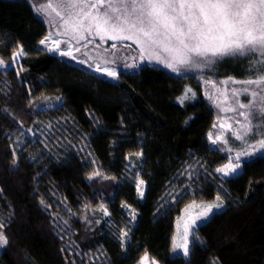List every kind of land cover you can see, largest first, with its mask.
I'll use <instances>...</instances> for the list:
<instances>
[{
    "label": "trees",
    "instance_id": "16d2710c",
    "mask_svg": "<svg viewBox=\"0 0 264 264\" xmlns=\"http://www.w3.org/2000/svg\"><path fill=\"white\" fill-rule=\"evenodd\" d=\"M47 1L0 0V58L11 65L19 46L25 52L18 67H0V220L9 239L0 264H137L145 251L158 264H264V155L244 159L236 175L215 171L245 145H212L215 108L191 77L119 60L111 81L39 48L49 26L33 4ZM213 76L248 78L239 66ZM187 84L196 98L181 104ZM217 194L224 206L196 226L190 257L172 254L182 209ZM101 205L108 227L94 219ZM122 205L136 216L123 247Z\"/></svg>",
    "mask_w": 264,
    "mask_h": 264
},
{
    "label": "snow or ice",
    "instance_id": "6c2138e0",
    "mask_svg": "<svg viewBox=\"0 0 264 264\" xmlns=\"http://www.w3.org/2000/svg\"><path fill=\"white\" fill-rule=\"evenodd\" d=\"M58 7L62 9L63 14L57 11L51 2L33 4V10L38 14L51 16L49 11L51 9L62 21V24H58L55 18L52 19L56 26L62 28V34L68 37L64 43L69 47L68 50L60 52L62 56L71 55L72 41L79 43L86 40L85 33H87L99 36L101 40L107 37L113 41H133L140 47L141 59L147 53L149 58L165 63L166 67L177 73L182 68L209 67L225 57L250 59L249 69L255 74V78L233 81L245 85L240 92L250 96L247 104L238 105L240 109L246 110L238 113L244 119L235 121L237 127L231 124L221 125L222 128L231 129L232 136L242 141L245 147L236 152L234 157H229L228 162L215 171L224 177L236 175L243 167L242 158L257 154L264 155V0H60ZM50 39L51 34L41 39L39 43L45 45ZM53 43L55 48H49L48 51H56L60 48V40H54ZM84 46L86 47L87 44ZM111 47L115 49L117 45L113 43ZM76 50L79 51V48ZM161 51L167 54L166 58L161 57ZM24 55L23 46H19L12 54V62L15 63ZM9 66L11 65L0 58V67ZM125 66L136 67V65ZM96 71L118 79L115 69L101 68L98 64ZM189 92L191 89H187L177 98L179 103L183 104L184 100L189 98ZM240 92L233 89L232 94L236 96ZM228 110L235 111V109ZM253 121L259 122L253 123ZM213 127L216 125L214 124ZM209 139L214 145L221 140L228 143L222 135H217L213 139L212 134L209 133ZM135 155L139 157L142 153ZM12 163L16 164L15 151H13ZM100 175L97 170L89 174L88 179ZM136 180V190L142 198L145 181L140 179L138 174ZM40 202L45 204L43 199ZM223 206L224 199L220 194H217L212 203L198 204L193 200L187 205L185 212L188 215L178 220V224L183 223V228L173 237L172 251L185 258L190 257L191 245L200 240L196 234L197 222L210 219L215 210ZM100 208L105 215L109 214L103 205ZM190 209H199V211L193 215ZM135 218L133 210V219ZM4 228L5 224L0 220V248L9 243L7 235L2 231ZM127 239H129L128 232L122 231V247ZM138 264H158V261L154 257L150 259L149 253L145 251ZM210 264H220V262L218 259H213Z\"/></svg>",
    "mask_w": 264,
    "mask_h": 264
},
{
    "label": "rangeland",
    "instance_id": "374dc122",
    "mask_svg": "<svg viewBox=\"0 0 264 264\" xmlns=\"http://www.w3.org/2000/svg\"><path fill=\"white\" fill-rule=\"evenodd\" d=\"M48 2H51L53 7L56 8L57 11H61L63 14L62 9L58 7V4L60 3V0H48L47 2H44L43 4H47ZM42 4V3H40ZM39 5V4H38ZM51 12V16H47L42 14L46 19V22L49 26V29L45 36L42 38L44 39L46 36L51 34V39L46 41L45 45H41L40 43L37 44V46L45 51H48L49 48H55V44L53 43L54 40H60L61 45L60 48L56 51H48L49 53L58 56L59 58L69 61L79 67H82L90 72H92L95 75H98L102 78L114 81L115 79L108 77L106 74L103 72H97L96 71V66L99 64L101 68H112L115 69L118 73V64L117 62L119 60L122 61V65L124 66V69H138L143 62L144 64L147 65H152L156 67L163 68L171 73L180 75V76H187L191 77L192 84L195 85L199 91L201 96L208 101L210 104L213 105L215 108L216 116H215V125L216 127H213L212 130L209 132L212 134L213 139L217 135H222L225 140L227 139H235L234 136L231 134V129L224 127L222 128L221 125H229L231 124L233 127H237L235 121L236 120H243L244 118L239 116L240 111H246L245 109H240L238 107L239 104H247L249 102L250 96H246L243 92H240V90L245 87V85H242L240 83H234L233 81H243L246 79H236L232 76H227L224 78H215L213 75L219 72H225L226 69H232L233 66H239L240 72L242 74L246 75V77L249 78H255V74L252 73L249 69V65L251 63L250 59H245L243 57H237V58H232V57H225L222 59L217 60V62L214 65H211L209 67H201V68H196V67H189V68H182L180 72H173L171 69L166 67L165 63L156 60L155 58H149L147 53H145L144 58L141 59V52H140V47L133 41H113L105 37L104 40H101L99 36L96 35H89L85 33L87 39L84 41H80L77 43L76 41H72V48H71V55L69 56H62L60 55L61 51H66L68 50L69 45L67 43H64L68 39V37L64 36L62 34V28L56 26L53 22L52 19L55 18L58 24H62V21L59 19V17L55 16V12H52V10H49ZM91 40V43H88L87 41ZM115 43L119 48H129L132 50V54H122L118 55L119 53H113L111 51H114V49L111 47V45ZM87 44L85 47L84 45ZM99 45V47H97ZM127 45H131L128 47ZM79 48V51L76 49ZM105 49H108V51H105ZM117 49V48H116ZM159 51V50H157ZM118 55V56H117ZM161 57H167L166 53H163L162 51L160 52ZM75 57V59H73ZM19 59L20 57L15 61V63L11 62V65L14 67H18L19 65ZM81 61H84V63H81ZM219 62V63H218ZM218 63V64H217ZM125 65H136V67H126ZM232 78V79H229ZM226 83H221L225 82ZM191 85L187 84L182 93L178 96L181 97L187 89H191V92L188 93V99L184 100L183 103L192 101L196 98V88ZM233 89L237 90L240 92L239 95L233 96ZM177 97V98H178ZM245 98V102L244 101ZM248 98V99H247ZM177 102L178 99H176ZM228 109H235V111L228 110ZM29 136L32 135L30 131L26 132ZM209 136V135H208ZM211 141V140H210ZM220 142H224V140H221ZM212 143V142H211ZM225 143V142H224ZM214 145V144H212ZM251 151V149H249ZM236 152H231L229 154V157H234ZM249 158V157H247ZM247 158H242V161ZM228 162V161H227ZM226 162V163H227ZM225 163V164H226ZM131 166V165H130ZM222 166V165H221ZM219 166V167H221ZM220 174V173H219ZM222 175V174H220ZM223 176V175H222ZM134 178V183L136 187V177ZM145 184L143 186V191H144ZM136 195L141 198L136 190ZM116 202V199H114L113 204ZM214 202V201H213ZM198 204L201 202H197ZM212 203V202H209ZM121 204H123L121 202ZM190 204V203H189ZM188 204V205H189ZM187 206V205H186ZM186 206L182 209L181 213L177 217L176 224H175V232L174 236H177L179 231H182L183 228V223L178 224V220L181 217H186L188 213L185 212ZM105 207V206H104ZM106 208V207H105ZM123 212L125 213L127 217V221L124 223L123 227L119 226L117 227V234L121 238V233L122 231H127L129 226H131L134 222L133 219V210L130 209L129 207L122 206ZM107 209V208H106ZM221 209V208H220ZM108 210V209H107ZM193 215L199 209H190L189 210ZM217 211V210H215ZM97 215H95V220H97L98 223L104 224L105 227L110 226L109 225V219L108 215H105L103 210L99 207L96 210ZM109 213V210H108ZM203 221H198L197 225ZM172 254H179V253H174L172 251ZM138 264V263H137Z\"/></svg>",
    "mask_w": 264,
    "mask_h": 264
}]
</instances>
